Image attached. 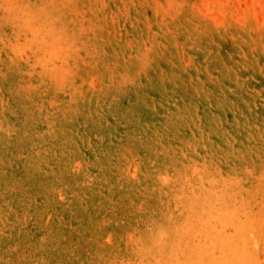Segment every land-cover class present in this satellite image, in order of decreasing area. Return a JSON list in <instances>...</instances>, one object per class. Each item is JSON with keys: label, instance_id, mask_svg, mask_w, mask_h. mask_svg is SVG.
<instances>
[{"label": "rangeland", "instance_id": "rangeland-1", "mask_svg": "<svg viewBox=\"0 0 264 264\" xmlns=\"http://www.w3.org/2000/svg\"><path fill=\"white\" fill-rule=\"evenodd\" d=\"M0 264H264V0H0Z\"/></svg>", "mask_w": 264, "mask_h": 264}]
</instances>
